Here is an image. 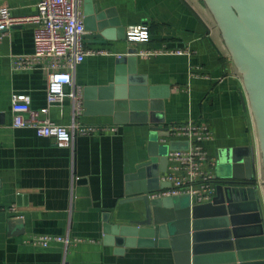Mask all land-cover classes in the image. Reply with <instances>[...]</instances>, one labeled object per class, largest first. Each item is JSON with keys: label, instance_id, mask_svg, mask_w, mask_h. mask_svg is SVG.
<instances>
[{"label": "crops", "instance_id": "1", "mask_svg": "<svg viewBox=\"0 0 264 264\" xmlns=\"http://www.w3.org/2000/svg\"><path fill=\"white\" fill-rule=\"evenodd\" d=\"M40 1L3 0L2 4L14 16L30 17L37 13ZM92 1L108 21L117 19L125 29L149 26L148 43L130 42L126 33L123 39L105 40L100 32H88L86 49L106 53L86 57L74 74L84 101L79 120L116 130L76 136L72 147L60 148L54 139L39 137L33 129L13 128L12 94H29L32 107L41 109L47 104V78L42 70L14 71L12 67L13 56L34 52L35 24L15 27L0 43V264H175L171 248L131 247L120 253L117 245L105 241L106 222L133 226L132 222L144 220L146 203L137 192L141 180L129 177L152 153L188 147L185 139L171 138L162 144L163 130L188 121L211 127L214 138L204 147L216 161L213 199L218 183L245 175L252 150L256 159L259 155L242 77L203 0ZM87 4L83 0V13ZM148 48L187 53L148 59L136 54ZM119 56L137 57V75L154 89L151 101L158 108L154 114L165 118V123L132 122L134 112L139 117L145 112L116 108ZM49 116L68 125L73 118L71 99L63 109L51 107ZM257 180L264 210L262 174ZM152 193L156 192L148 193L150 198ZM255 213H245L253 219L246 218L242 239L247 252L261 258L264 238ZM34 235L69 236L76 243L68 249L57 242L34 246L28 243Z\"/></svg>", "mask_w": 264, "mask_h": 264}, {"label": "water", "instance_id": "2", "mask_svg": "<svg viewBox=\"0 0 264 264\" xmlns=\"http://www.w3.org/2000/svg\"><path fill=\"white\" fill-rule=\"evenodd\" d=\"M203 2L242 77L258 138V164L252 150L245 175H233L234 178L218 183L213 202L198 205L189 197L151 199L148 196L150 192L170 187L169 182L161 181V173L166 172L168 152L174 149H166L164 154L152 153L150 159L139 166L138 172L129 177L141 180L137 192L139 200L146 203L144 220L132 222L133 226L106 222L105 241L117 245L120 253L131 247L171 248L175 264H258L260 259L264 264V255L256 258L247 252L242 239L246 218L253 219L245 216L250 212H256L254 215L264 238L261 185L257 180L258 173L264 178V0ZM84 16L88 32H100L105 40L125 38L121 22L108 21L107 14L99 11L92 0H88ZM19 27L22 26L16 28ZM116 62V108L145 112L142 117L134 112L132 122L165 123V118H156L154 114L157 108L156 102L151 101L155 97L154 89L148 87L144 77L137 75V57L119 56ZM149 110L151 113L147 116ZM262 244L264 248V239Z\"/></svg>", "mask_w": 264, "mask_h": 264}, {"label": "built area", "instance_id": "3", "mask_svg": "<svg viewBox=\"0 0 264 264\" xmlns=\"http://www.w3.org/2000/svg\"><path fill=\"white\" fill-rule=\"evenodd\" d=\"M0 0V43L17 26L35 24V50L30 55L12 57L14 71L42 70L47 78V104L41 109L32 107V99L26 93H13L11 109L13 128L33 129L37 136L52 138L60 148H70L76 136L97 135L116 130L105 125H90L80 121L84 112L81 88L75 87L74 74L79 64L90 55H102L105 51L87 50L85 47L88 31L84 24L83 0H41L37 13L30 17L14 16L11 9ZM126 39L130 42L148 43L150 32L148 25H131L125 29ZM179 55L187 51H167L163 49H142L136 54L142 59L166 53ZM71 87L68 92L67 88ZM70 98L73 106V118L68 125L54 122L50 118V109L54 106L64 108ZM160 140L167 145L171 138L185 139L188 147L168 152V173L162 179L170 187L152 193L151 198L189 197L193 204H206L212 201L216 193L215 174L212 168L216 161L211 158L204 144L213 140L214 133L206 123L188 121L171 124L166 127ZM258 164V158L256 159ZM258 178V176H257ZM62 243L66 249L76 243L69 236L34 235L28 243L34 246L49 247L52 243Z\"/></svg>", "mask_w": 264, "mask_h": 264}, {"label": "rangeland", "instance_id": "4", "mask_svg": "<svg viewBox=\"0 0 264 264\" xmlns=\"http://www.w3.org/2000/svg\"><path fill=\"white\" fill-rule=\"evenodd\" d=\"M165 150V149H164Z\"/></svg>", "mask_w": 264, "mask_h": 264}]
</instances>
